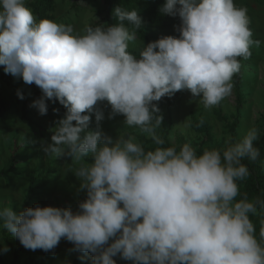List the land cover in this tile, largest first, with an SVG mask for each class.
<instances>
[{"label":"clouds","instance_id":"9594fccd","mask_svg":"<svg viewBox=\"0 0 264 264\" xmlns=\"http://www.w3.org/2000/svg\"><path fill=\"white\" fill-rule=\"evenodd\" d=\"M113 11L118 23L77 32L38 20L26 0H0V66L41 90L31 104L40 115H47L48 100L67 110L44 151L70 157L86 190L77 211L37 204L17 214L0 205V229L32 251H52L67 240L90 254L92 264H117L116 256L133 264H264V244L250 219L264 200L252 202L246 194L237 200V181L250 175L243 159L260 157L259 130L229 138L223 152L198 155L189 143L164 147L157 134L164 118L154 103L188 90L211 109L231 96L241 58L250 59L252 46L261 43L253 39L247 8L234 0H165L160 12L179 16V36L147 43L140 58L129 51L142 24L139 12ZM105 102L109 119L124 116L125 127L139 129L156 147L146 150L131 133L115 140L104 133ZM259 235L264 240V220Z\"/></svg>","mask_w":264,"mask_h":264},{"label":"rangeland","instance_id":"374dc122","mask_svg":"<svg viewBox=\"0 0 264 264\" xmlns=\"http://www.w3.org/2000/svg\"><path fill=\"white\" fill-rule=\"evenodd\" d=\"M55 1L56 22L72 25L77 32L85 25L106 24L103 15L98 13L104 7L103 0ZM234 2L238 7L247 8L253 39L261 41L259 46H252L250 59L241 58L242 68L239 72L241 99L238 100L237 89L232 81L234 87L231 96L211 109H205L199 97H193L188 90L178 91L171 97L165 96L159 102H154L160 108V114L167 120L168 137L174 145L181 146V143L186 141L193 148H199L204 135L192 129V115L208 122L214 141L223 150L229 138L235 136L240 140L251 128L259 130V138L263 133L264 0H234ZM176 26L178 25L164 31V36H179ZM146 45V42L136 39L134 43H130L129 50L140 58V50ZM23 90L29 96L31 106L34 100L31 87L25 85ZM7 95L12 112L7 117L0 118V205L11 206L17 214L23 208L35 207L37 204L70 206L73 211L79 210V202L86 197V190H80V180L73 173L76 165L72 163L70 157L55 158L47 156L44 151L45 144L51 143V136L54 134L51 129L55 127V122L62 118L63 109L55 106L54 109H59L58 113L51 112L48 108L47 115H40L36 108L31 107L33 119L42 125V128H39L22 120L21 104L17 101L16 93L7 91ZM106 104L105 102L101 105L105 113V119L101 121L104 133L114 140L118 138L120 132L135 135L139 142V135L150 139L139 129L125 127V118L122 115L109 119L111 107ZM91 116L90 128L95 129L94 113ZM233 121L238 123L234 132L230 130ZM160 130L161 128L157 129V133ZM12 158H15L14 167L11 166ZM86 159L89 162L92 160L90 156ZM30 187L35 190L34 194H29ZM0 240H2L0 264H11L14 260L16 264H72L76 253L74 245L64 239L52 251L26 249L6 228L0 229ZM261 243L264 244V240ZM4 246L10 251L3 252ZM16 251L20 252L18 257L15 256ZM82 256L85 257L82 259L83 262L91 260L90 254L82 253ZM114 259L117 264H133L132 261L124 260L120 256Z\"/></svg>","mask_w":264,"mask_h":264},{"label":"trees","instance_id":"16d2710c","mask_svg":"<svg viewBox=\"0 0 264 264\" xmlns=\"http://www.w3.org/2000/svg\"><path fill=\"white\" fill-rule=\"evenodd\" d=\"M164 3L165 0H103L104 7L98 13L100 15H103V21H105L106 24L111 25L119 22L117 18H114L113 10L115 7L119 6L127 11H138L142 19V24L140 29L136 30V39L142 42L149 43L161 37H164V31L180 24L179 16L172 17L169 15L161 14L160 8ZM26 5L33 11L38 20L47 18L56 21L57 3L55 0H31L27 1ZM124 24L129 28L130 31L134 30V26L131 25L128 21H124ZM240 81L241 76L238 73L233 78L234 85L237 89L238 100L241 99ZM25 85L26 84L23 82L22 78H17L10 74H6L4 72L3 66H0V118H5L12 112V106L7 95V91H11L16 93L17 101L19 104H21L22 120L28 122L29 124H31V126L42 128V125H40L33 119V109L31 108L29 103V96L23 90V86ZM30 87L34 100L41 97L42 92L37 86L33 84ZM18 93L23 94L24 99H20ZM47 103L49 111L52 112L54 107L58 106L63 109L61 117L63 118L65 116L67 110L63 105L59 103L58 100H56L55 103H53L52 100H48ZM106 106L109 105L106 104ZM163 118V125L160 132L157 134L164 139V147L176 146L179 150L180 146L174 145L170 142L168 137L169 132L167 130V120L164 116ZM191 127L197 133L204 135L199 148H194L198 155L202 154L205 149H217L223 152V149L214 141L211 134L210 125L207 121L197 118L195 115H192ZM237 127L238 123L236 121H233L230 125V130L234 132ZM139 139L140 143H142L146 150H151L156 147L151 138L146 139L144 135H139ZM232 139L235 142L239 141L235 136H233ZM184 143L187 142L183 141L181 143V146ZM254 146L259 149L260 157L255 162L250 161L247 158L243 159L242 163H244L249 168L250 175L244 180L237 181L240 188V195L237 197V200L242 199L245 194L247 195L249 201L252 202L258 199L264 200V124L263 133L258 141H254ZM11 166H15V158H12ZM34 193L35 190L30 187L29 194L31 195ZM257 209V214H250V219L252 220L256 229L255 236L258 241L261 242L263 240H261L259 233L261 228V220H264V209H261L259 204H257ZM19 253V251H16L15 256L18 257ZM81 257L82 253L76 251L72 264H92V260L83 262ZM11 264H16V261L14 260Z\"/></svg>","mask_w":264,"mask_h":264},{"label":"bare ground","instance_id":"6f19581e","mask_svg":"<svg viewBox=\"0 0 264 264\" xmlns=\"http://www.w3.org/2000/svg\"><path fill=\"white\" fill-rule=\"evenodd\" d=\"M241 76V75H240ZM174 100V99H173Z\"/></svg>","mask_w":264,"mask_h":264}]
</instances>
